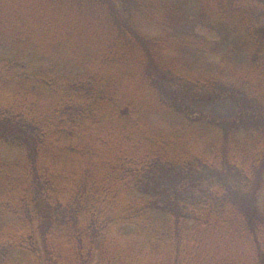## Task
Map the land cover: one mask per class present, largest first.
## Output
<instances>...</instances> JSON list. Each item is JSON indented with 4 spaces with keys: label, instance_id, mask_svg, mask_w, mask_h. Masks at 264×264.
I'll list each match as a JSON object with an SVG mask.
<instances>
[{
    "label": "trees",
    "instance_id": "obj_1",
    "mask_svg": "<svg viewBox=\"0 0 264 264\" xmlns=\"http://www.w3.org/2000/svg\"><path fill=\"white\" fill-rule=\"evenodd\" d=\"M0 264H264V0H0Z\"/></svg>",
    "mask_w": 264,
    "mask_h": 264
},
{
    "label": "rangeland",
    "instance_id": "obj_2",
    "mask_svg": "<svg viewBox=\"0 0 264 264\" xmlns=\"http://www.w3.org/2000/svg\"><path fill=\"white\" fill-rule=\"evenodd\" d=\"M222 111H224V112H228L229 110H230V108H226V107H221L220 108Z\"/></svg>",
    "mask_w": 264,
    "mask_h": 264
}]
</instances>
